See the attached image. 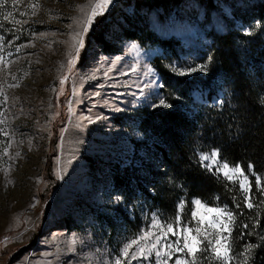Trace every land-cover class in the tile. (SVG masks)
I'll return each instance as SVG.
<instances>
[{
	"label": "rangeland",
	"instance_id": "1",
	"mask_svg": "<svg viewBox=\"0 0 264 264\" xmlns=\"http://www.w3.org/2000/svg\"><path fill=\"white\" fill-rule=\"evenodd\" d=\"M95 2L0 0V264H115L132 240L138 244L129 250V259L139 246H145L146 257L138 256L131 264H176L177 260L191 264L187 249L176 250L183 244L182 228L192 229L195 236L199 227L197 239L203 240L206 232L214 239L216 232L209 222L217 220L216 229L228 238L231 264H243L245 250L239 251L234 240L237 220L226 207L194 199L196 218L181 202L177 216L164 220L142 199L123 201L109 184L91 176L85 156L98 162L133 154V142L145 140L135 122L140 109L163 107L155 106L162 99L158 87L162 80L152 65L154 50L124 41L121 54L93 55L87 66L80 65L93 25L85 31V22ZM117 3L113 0L103 14ZM152 20L165 36L181 39L194 54L210 44L198 20L171 18L164 25ZM198 73L202 72L181 76ZM212 152L201 154L200 160L216 173L218 164L202 159ZM217 160L224 162L219 156ZM244 175L251 183V174ZM239 179L234 176L229 181ZM197 200L201 206L195 204ZM118 209L131 221L136 213L141 224L127 231L118 219L110 221ZM220 209L232 213L233 219L218 214ZM157 220L160 225L173 224L178 235L165 236L161 228L153 227ZM144 233L151 235L139 240ZM206 245L203 240L199 247ZM196 258L197 264H220L210 251H197Z\"/></svg>",
	"mask_w": 264,
	"mask_h": 264
},
{
	"label": "trees",
	"instance_id": "2",
	"mask_svg": "<svg viewBox=\"0 0 264 264\" xmlns=\"http://www.w3.org/2000/svg\"><path fill=\"white\" fill-rule=\"evenodd\" d=\"M153 17L161 25L171 18L198 20L210 44L194 54L181 39L165 36ZM124 41L155 51L152 65L170 107L140 109L135 122L145 140L133 142V154L98 162L85 156L91 176L123 201L142 199L164 220L177 216L181 202L192 214L194 199L226 207L237 220L236 247L243 252L257 245L250 264H264V191L256 185L259 176L264 187V0H118L94 18L80 65L93 55L121 54ZM174 65H205L206 71L182 77ZM214 150L230 166L255 173L252 208L236 183L203 166L200 155ZM122 211L110 221L118 219L127 231L141 224L136 213L131 221Z\"/></svg>",
	"mask_w": 264,
	"mask_h": 264
},
{
	"label": "snow or ice",
	"instance_id": "3",
	"mask_svg": "<svg viewBox=\"0 0 264 264\" xmlns=\"http://www.w3.org/2000/svg\"><path fill=\"white\" fill-rule=\"evenodd\" d=\"M6 2V0H5ZM113 0H96L94 6H91L90 9V14L88 16V19L85 22V31L87 30L88 27H90L94 21V18L99 15H103V13L107 10L108 6L111 5ZM7 19V17H5ZM18 22V21H17ZM249 35L252 33L249 32ZM82 35V34H81ZM78 47L82 48L83 47V40L80 39L78 41ZM71 63V61H70ZM172 71L178 72L179 75H186L190 74L191 72L195 71H206V66L201 65L197 68H191L189 70H182V69H176L175 67L172 68ZM66 79V78H65ZM63 83V81H62ZM148 85H145L147 87ZM158 87H162V85H158ZM142 91V90H141ZM156 107L163 106V107H170V105L166 104L163 99L160 100L159 105H155ZM219 153L217 151H213L210 155H204L202 156V159L205 161H212V164H218L217 169H216V174H222L227 180H233L234 176H239L241 179L235 181L238 185V188L242 191L243 193V199L246 202V206L248 208H252L254 205L251 202V197H250V192H251V184L248 180V176L244 175V170L239 166H233L230 167L227 162L223 163H218V158ZM249 169L252 168V165L248 166ZM251 175H255L254 172H250ZM256 185L258 188H261V191H264V187L261 186V181L260 177H256ZM195 204L197 206H201V202L199 200L195 201ZM239 207V204L237 205ZM180 208L182 210L183 205H180ZM211 211V210H210ZM218 214H223L226 215L228 220L231 221L233 219V215L230 212H225L223 209L218 210ZM193 218H196V212H193ZM200 223L203 224L204 221L203 219L200 220ZM216 223H219V220L216 222H209V227L213 229L216 232L215 238L210 239L209 238V233H205L203 240H207V245L205 248L200 249L199 245L203 243V240L197 239L201 235V229L197 227L195 229L196 235H192V229L188 228L187 226H184L182 228L183 232V244L182 247H177V251H183L184 249H187V253L192 257L191 264H197V258L196 254L197 251H210L212 254V258L219 261L220 264H231V249L227 244V236L221 237L220 230L216 229ZM177 224H179V220L177 219ZM153 227H159L161 228L163 234L166 236L168 233H172L173 235H178V233L174 230L173 224L169 223L166 225H160L159 221L157 220L154 224ZM227 228V225L224 226ZM243 227H247V225H244ZM166 229V231H163ZM151 235V233H144L142 236H140L138 239L139 240H144L146 237ZM230 235V233H229ZM160 241V237H156V242L151 245V247L154 249L156 248L157 244ZM223 241V242H222ZM181 241L177 240L176 244L180 245ZM138 244V240H132L129 242L125 247L123 248L122 251V256L116 258L115 264H122L123 259H128V264H131V260L137 259L138 256L141 257H146V251H145V246H139L135 252L132 253L131 258L129 259V250L132 248L133 245ZM168 247H172L171 244L168 245ZM257 247V245H247L245 249L244 255V260L243 264H247L248 258L251 254V250ZM156 255L159 256L160 252L157 251ZM176 264H186L185 261L177 260Z\"/></svg>",
	"mask_w": 264,
	"mask_h": 264
}]
</instances>
